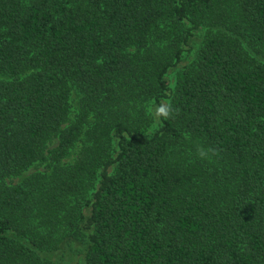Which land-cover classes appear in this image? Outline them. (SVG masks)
<instances>
[{"label":"trees","instance_id":"obj_1","mask_svg":"<svg viewBox=\"0 0 264 264\" xmlns=\"http://www.w3.org/2000/svg\"><path fill=\"white\" fill-rule=\"evenodd\" d=\"M63 243L264 264V0H0V264Z\"/></svg>","mask_w":264,"mask_h":264},{"label":"rangeland","instance_id":"obj_2","mask_svg":"<svg viewBox=\"0 0 264 264\" xmlns=\"http://www.w3.org/2000/svg\"><path fill=\"white\" fill-rule=\"evenodd\" d=\"M195 40L198 41L199 36H197V38ZM190 60H191V54H186L184 56V59H183V62L181 65L187 64ZM179 69H180V67L170 69L166 75V80L168 83V87L170 89H172L174 86L175 76H176L177 72L179 71ZM164 103H166V101H161L160 105L164 104ZM156 107H157L156 105H153V106L151 105L148 108L149 114L151 115V117L153 119V125L158 124V122H159L158 117L155 115ZM53 146H55V143ZM43 171H44V166L31 167L21 177L14 178L12 180V183L18 184L19 182H21V180L24 177L30 176L34 173H41ZM82 252H83V247L79 243H72L69 245L63 243L58 251L54 252L53 254L47 255V256L51 260L56 261L59 264H69V263H73V262L76 264H84L81 260V255H82L81 253Z\"/></svg>","mask_w":264,"mask_h":264},{"label":"clouds","instance_id":"obj_3","mask_svg":"<svg viewBox=\"0 0 264 264\" xmlns=\"http://www.w3.org/2000/svg\"><path fill=\"white\" fill-rule=\"evenodd\" d=\"M155 115L165 120L168 119L172 115V106L168 103L157 106ZM197 155L201 160H210V150L208 149L198 148Z\"/></svg>","mask_w":264,"mask_h":264}]
</instances>
